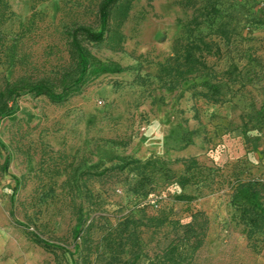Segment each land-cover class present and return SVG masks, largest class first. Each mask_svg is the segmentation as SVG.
Here are the masks:
<instances>
[{"label":"rangeland","instance_id":"374dc122","mask_svg":"<svg viewBox=\"0 0 264 264\" xmlns=\"http://www.w3.org/2000/svg\"><path fill=\"white\" fill-rule=\"evenodd\" d=\"M99 1L5 0L0 87L20 78L57 83L66 75L72 83L77 75L65 30L96 29ZM196 1L189 9L175 0L135 1L122 27V52L85 44L101 61L117 62L123 73L87 76L59 104L22 96L18 111L1 121L0 167L5 156L9 164L6 173L0 168V264H70L72 257L78 264H106L103 237L124 217L145 222L160 214L184 223L195 212L208 226L191 264H264V232L247 236L231 202L237 180L252 181L264 194V0H219L214 22L195 32L220 47L219 54L205 56L206 80L220 91L216 103L194 94L207 93L202 77L172 90L156 78L181 26L198 14L203 0ZM218 26L228 40L212 34ZM125 157L150 159L153 166L141 175L99 174ZM191 157L201 167L200 182L180 189L175 179L183 168L176 160ZM139 180L146 196L132 193ZM181 193L193 200L178 201ZM79 224L83 232L75 239ZM169 231L167 225L139 227L138 245L124 247L120 264H147L145 255ZM33 235L74 255L47 252Z\"/></svg>","mask_w":264,"mask_h":264},{"label":"trees","instance_id":"16d2710c","mask_svg":"<svg viewBox=\"0 0 264 264\" xmlns=\"http://www.w3.org/2000/svg\"><path fill=\"white\" fill-rule=\"evenodd\" d=\"M137 0H100L97 6V28L90 26L78 25L66 29L68 37V53L72 61L73 70L77 75L76 79L69 83L68 76L62 77L57 83L47 79L27 80L24 78L15 81H5L0 87V123L4 119L12 117L19 109L18 99L22 96L31 94L34 97L44 96L51 103L59 104L64 101L71 92V86H78L84 82L87 76L97 78L102 75H117L124 72L117 62L112 60L101 61L94 56L85 44H104L111 52H122L125 35L122 27L126 23L132 10L134 2ZM151 1V0H148ZM219 0H203V4L197 9L198 14L194 15L184 26H181L180 35L173 41L171 55L157 66V81L161 88L172 90L182 84H187L194 78L202 77L201 86L207 89V93H194L201 97L212 101L219 100V88L216 84H210L208 76H210L209 66L205 61V56L216 55L220 53V47L213 39H205V36L195 32L203 25L205 21L214 22L218 16ZM176 5L182 9L195 8L196 0H175ZM7 5L5 0H0V28L4 23L3 8ZM204 18V19H203ZM223 39L228 38V32L221 26L214 27L213 33ZM220 38V39H221ZM1 40V35H0ZM228 40V39H227ZM57 88L60 91H57ZM261 121L264 120V113L261 114ZM264 122V121H263ZM183 168V173L176 177L175 184L184 189L188 186L199 184L198 174L201 167L196 158H185L176 160ZM9 159L7 156L3 159L0 167L3 173L7 172ZM153 166L152 161L146 160L141 162L129 157L120 158L119 163L111 167L102 169L99 174L116 171L135 172L141 175L144 169ZM143 178V177H142ZM141 178V179H142ZM141 180L137 181L133 186L132 193L134 195H147L146 191L140 193ZM232 199L231 202L236 206L239 213L240 222L247 229V236H253L264 232V194L262 195L252 181L242 182L237 180L231 183ZM178 201L190 202L193 196L179 194L176 196ZM142 220L124 217L115 227H110L106 235L105 250L109 253V259L106 264H120L121 255L124 247L129 245L136 247L137 229L160 228L164 225L170 227V231L165 235L163 244L153 252L151 256L145 255L147 264H191L196 252L203 246L208 226L207 218L200 212L191 215L188 222H181L179 219L167 221L166 218L160 217V214L148 216ZM93 224V223H92ZM90 225L87 226V230ZM83 232L82 226L79 224L75 228V239ZM118 240V241H116ZM33 242L43 248L47 252L54 253L55 250H63L68 252L70 256L74 254L70 251L62 249L59 245L48 243L39 236L33 235ZM87 242V240L83 241ZM90 242V241H89ZM78 244L74 243V252H76ZM91 245L87 246L88 253L92 252ZM138 257L137 253H133V260ZM70 264H78L77 259L71 258ZM123 264H128L124 262Z\"/></svg>","mask_w":264,"mask_h":264}]
</instances>
